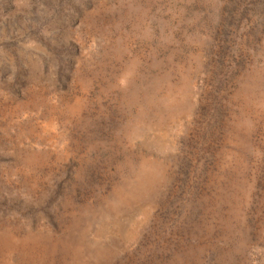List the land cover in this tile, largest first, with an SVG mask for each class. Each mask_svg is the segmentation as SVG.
I'll return each mask as SVG.
<instances>
[{"label": "rangeland", "instance_id": "rangeland-1", "mask_svg": "<svg viewBox=\"0 0 264 264\" xmlns=\"http://www.w3.org/2000/svg\"><path fill=\"white\" fill-rule=\"evenodd\" d=\"M0 264H264V0H0Z\"/></svg>", "mask_w": 264, "mask_h": 264}]
</instances>
